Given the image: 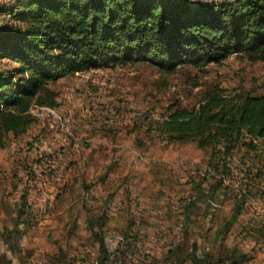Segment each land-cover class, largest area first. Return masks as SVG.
<instances>
[{
  "label": "rangeland",
  "instance_id": "obj_1",
  "mask_svg": "<svg viewBox=\"0 0 264 264\" xmlns=\"http://www.w3.org/2000/svg\"><path fill=\"white\" fill-rule=\"evenodd\" d=\"M0 5L17 8L16 0ZM17 22L10 11L0 12V28ZM17 66L0 56V72ZM213 84L261 94L264 61L233 53L173 72L135 61L50 82L58 106H33L27 132L10 134L0 148V260L6 254L14 264H97L99 245L86 218L108 212L111 249L122 241L118 264H184L170 250L190 252L195 243L201 250L238 246L246 254L242 264H264V140L254 150L239 145L227 158L229 170L217 172L223 157H213L211 148L169 142L150 128L177 104L194 107ZM223 175L211 205L199 202L187 216L198 183L208 189ZM241 188L249 193L246 204L231 230L218 234ZM23 195L28 225L15 254L2 233L17 221Z\"/></svg>",
  "mask_w": 264,
  "mask_h": 264
},
{
  "label": "trees",
  "instance_id": "obj_2",
  "mask_svg": "<svg viewBox=\"0 0 264 264\" xmlns=\"http://www.w3.org/2000/svg\"><path fill=\"white\" fill-rule=\"evenodd\" d=\"M16 6L0 5V12L10 11L18 20L0 28V56L18 64L0 72V148L10 134L27 132L36 119L33 106H58V92L48 84L71 72L135 61L173 72L220 63L233 53L264 61V0H16ZM150 128L169 142L211 148L213 157H223L217 172L229 170L227 158L239 145L254 150L256 140H264V91L255 95L213 84L194 107L177 104ZM223 182L224 175L208 189L204 181L198 183L185 214L198 209L199 202L208 208ZM248 195L239 190L238 203L218 234L231 230ZM22 198L17 221L2 233L7 250L15 254L27 232L22 218L29 206L27 196ZM109 218L108 212L86 218L99 245L97 264L119 262L122 241L111 249L105 231ZM182 250L178 246L170 253L184 264H242L246 258L238 246L227 244L201 250L195 243L190 252ZM0 264L14 263L3 254Z\"/></svg>",
  "mask_w": 264,
  "mask_h": 264
},
{
  "label": "bare ground",
  "instance_id": "obj_3",
  "mask_svg": "<svg viewBox=\"0 0 264 264\" xmlns=\"http://www.w3.org/2000/svg\"><path fill=\"white\" fill-rule=\"evenodd\" d=\"M46 109V108H45ZM55 110V109H54ZM43 112V111H42ZM51 116H53V115H51Z\"/></svg>",
  "mask_w": 264,
  "mask_h": 264
},
{
  "label": "built area",
  "instance_id": "obj_4",
  "mask_svg": "<svg viewBox=\"0 0 264 264\" xmlns=\"http://www.w3.org/2000/svg\"><path fill=\"white\" fill-rule=\"evenodd\" d=\"M61 126V125H60ZM119 241V240H118Z\"/></svg>",
  "mask_w": 264,
  "mask_h": 264
}]
</instances>
